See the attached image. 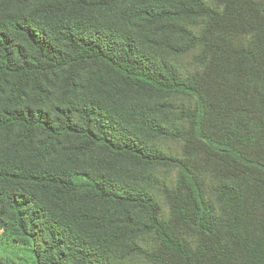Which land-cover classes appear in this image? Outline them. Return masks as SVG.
<instances>
[{"label": "trees", "instance_id": "trees-1", "mask_svg": "<svg viewBox=\"0 0 264 264\" xmlns=\"http://www.w3.org/2000/svg\"><path fill=\"white\" fill-rule=\"evenodd\" d=\"M198 19L202 39L183 28ZM173 28L210 42L205 75L182 77L143 35ZM226 33L254 42L243 51ZM178 94L197 98L216 205L199 171L150 143L170 131L136 105ZM167 163L196 248L120 169ZM147 232L154 264H264V0H0V264L6 240L31 264H118Z\"/></svg>", "mask_w": 264, "mask_h": 264}, {"label": "rangeland", "instance_id": "rangeland-1", "mask_svg": "<svg viewBox=\"0 0 264 264\" xmlns=\"http://www.w3.org/2000/svg\"><path fill=\"white\" fill-rule=\"evenodd\" d=\"M214 6H218L221 0H206ZM207 22L204 19L187 21L183 25L185 29L204 38ZM152 41L153 50L160 60L170 63L175 67L182 77L195 78L203 76L210 70L209 62L212 60V51L206 41L192 44L187 37L178 29L148 30L143 33ZM227 39L233 42L237 49L247 51L253 42L254 34H228ZM137 106L145 107L149 113L165 129L169 130L168 136H155L147 134L150 143L158 150L173 160H179L185 164L192 165L199 171V175L205 182L206 195L208 199L217 204L214 196L215 173L211 169L212 162L207 157V148L204 140L199 136L198 126L194 122L193 114L197 109L198 101L194 95L178 94L161 99H141ZM193 118H192V117ZM123 173L132 184L148 192L160 208L161 220L166 223L171 232L185 240L193 248L197 247L198 236L187 226L177 222L173 212L175 199L182 194L180 181L181 170L176 163L158 164L145 168L121 167ZM159 241L154 233H145L137 236L120 248L118 264H154L153 258L158 253ZM2 257L4 264H31L32 259L28 254V248L6 240L2 246Z\"/></svg>", "mask_w": 264, "mask_h": 264}]
</instances>
